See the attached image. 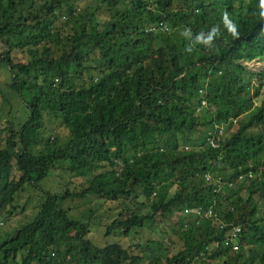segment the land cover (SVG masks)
Segmentation results:
<instances>
[{
	"label": "trees",
	"instance_id": "1",
	"mask_svg": "<svg viewBox=\"0 0 264 264\" xmlns=\"http://www.w3.org/2000/svg\"><path fill=\"white\" fill-rule=\"evenodd\" d=\"M260 58L264 0H0L4 99L24 110L0 125V217L25 185L41 188V163H64L69 180L42 188L31 221L0 240V264H264V71L242 63ZM136 196L145 213L127 204ZM93 197L125 202L105 236L187 211L179 251L96 245L89 218L65 208Z\"/></svg>",
	"mask_w": 264,
	"mask_h": 264
},
{
	"label": "rangeland",
	"instance_id": "2",
	"mask_svg": "<svg viewBox=\"0 0 264 264\" xmlns=\"http://www.w3.org/2000/svg\"><path fill=\"white\" fill-rule=\"evenodd\" d=\"M61 26V23L58 24ZM163 29H165L163 27ZM243 66L246 69L253 73H260L264 71V58L254 59L251 62H242ZM1 68V67H0ZM0 125L5 122L11 121L16 125L23 122L24 120V110L22 109L21 103L19 100H12L10 103L5 101V93L10 89L8 85L9 75L6 72L5 68L0 69ZM45 128L47 129V134L51 133L50 139L55 137L59 140L61 146H65L69 143V133L62 121L55 118H45ZM234 129H223V136L226 137L229 135L230 131ZM42 135L44 130L41 131ZM40 146H37V149L40 150ZM35 155H38V151H34ZM21 164L23 168L34 169L35 162L32 161L28 156L23 155L21 158ZM43 167L47 166L49 172L47 176L39 182V187H32L30 185H25L24 189L16 192L15 202L13 207L8 206L4 210L3 214L0 217V240L5 241L15 234V232L22 228L25 224L29 223L33 216L36 213V210L40 206L43 196L42 188L53 189L57 186L63 185L64 181L69 182L68 176L64 172L65 164L58 163L54 166L48 165V163H41ZM52 167V168H51ZM12 173L15 174V178L19 179L21 174H17L15 168H12ZM91 174L86 173H75L71 176L73 182L81 183L83 180H87ZM70 179V178H69ZM165 189L170 192L171 186L168 184L163 185ZM221 190H225L224 187H221ZM56 191H59L57 189ZM228 195L232 194V191L227 193ZM144 202L141 197H132L128 201L129 207L134 208L135 210H140L145 213L147 211L146 206H142L139 203ZM125 205L123 199L120 198L118 202L110 200V198L104 197H93L92 199H75L71 202H68L65 205V208L71 209L72 216H87L89 222L86 223L89 226L90 234L88 237L98 246H104L106 243L118 241L124 246L129 245H140V251L145 255L146 260L152 258L153 256H162L171 257L181 247V241L178 240V221H183L187 223L186 218H188V212L181 210H174L168 217L161 218L157 217L151 224H148L143 229H135L131 232L129 236H105L106 225H108L113 217L117 215L120 209ZM140 205V206H139ZM97 207V208H96ZM94 211L90 214V209ZM95 218V219H94ZM94 219V220H92ZM170 240L174 241V244H170ZM153 242V243H152ZM160 243V244H157ZM217 262L215 261V264Z\"/></svg>",
	"mask_w": 264,
	"mask_h": 264
},
{
	"label": "built area",
	"instance_id": "3",
	"mask_svg": "<svg viewBox=\"0 0 264 264\" xmlns=\"http://www.w3.org/2000/svg\"><path fill=\"white\" fill-rule=\"evenodd\" d=\"M163 27H164L165 29H167L165 26H163ZM211 144L214 145L212 141H211ZM211 214H212V211H209V212H208V215L210 216Z\"/></svg>",
	"mask_w": 264,
	"mask_h": 264
},
{
	"label": "clouds",
	"instance_id": "4",
	"mask_svg": "<svg viewBox=\"0 0 264 264\" xmlns=\"http://www.w3.org/2000/svg\"><path fill=\"white\" fill-rule=\"evenodd\" d=\"M0 226H2V222H0Z\"/></svg>",
	"mask_w": 264,
	"mask_h": 264
}]
</instances>
